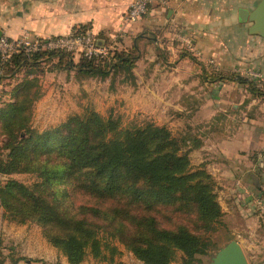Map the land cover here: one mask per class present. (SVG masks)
<instances>
[{"label":"trees","instance_id":"trees-1","mask_svg":"<svg viewBox=\"0 0 264 264\" xmlns=\"http://www.w3.org/2000/svg\"><path fill=\"white\" fill-rule=\"evenodd\" d=\"M73 33L83 35L87 29L80 27ZM43 58L57 59L61 71L78 69L79 77L102 81L122 74L126 81L134 80L138 61L113 49L104 58L81 55L79 64L63 52L19 53L0 60V69L15 74ZM218 78L247 86L254 95L262 93L246 77ZM30 88L31 82L22 84L17 103L0 109V115H7L1 130L9 150L6 159L0 153V176L39 178L32 187L14 180L0 186V205L12 221L41 226L69 264H82L90 256L111 262L120 255L117 242L144 264H173L179 254L183 264H201L212 248L219 250L209 236L223 217L215 182L205 170L191 169L189 155L200 142L193 140L187 151L190 141L174 137L165 127L124 128L119 120L105 119L94 110L39 133L24 125L29 122L24 115L29 112ZM75 193L90 203L63 206ZM1 258L0 251V264H4Z\"/></svg>","mask_w":264,"mask_h":264},{"label":"rangeland","instance_id":"rangeland-1","mask_svg":"<svg viewBox=\"0 0 264 264\" xmlns=\"http://www.w3.org/2000/svg\"><path fill=\"white\" fill-rule=\"evenodd\" d=\"M97 42L98 45L103 46L98 40ZM184 44L187 48L192 47L190 42ZM155 47L153 43L146 41L140 42L136 50L131 48L127 51L131 57H138L137 68L135 67L133 71L135 79L132 81H126L124 74L117 76L113 81L111 78L102 81L99 77H79L76 75L78 69L71 73L57 69V59L43 58L36 62L35 66L32 65L34 62H29L15 74L8 73V68H1L0 77L4 79L0 82V109L8 110L9 106L17 103L16 100L21 95V85L31 82L29 99H27L30 100L29 112L24 115L29 122H25L24 125L39 133L57 128L71 116H83L87 110H94L105 119L112 117L119 120L124 128L142 127L146 124L165 127L174 137L190 141L187 151L195 142H200L199 147L189 155L191 169L193 171L202 169L212 176L217 200L223 213L221 224L216 231L209 234L212 246L220 249L232 240H238L249 264H264V213L260 206V203H264V155L259 157L263 168H258L261 172H256L254 182L251 181L252 197L248 198V151L245 148L248 139V87L223 80V84L229 86L223 93L229 98L232 97L240 106V110L235 112L232 107L222 106L220 111L232 115L231 121L219 119L218 115L217 120L210 123L198 122L199 119L206 118L207 112L213 108L209 107L204 115L201 113L196 115V112H193L196 107H190L192 102L189 101V96L198 94L204 98L207 92L194 90L185 93L179 90H167L156 88L148 82L149 63L144 61L152 58L163 62L164 54L160 59L158 55L155 57ZM72 56L75 64L81 62L79 53ZM190 61L198 67L210 70L208 78L214 81L221 76L211 71L215 63L196 61L192 57ZM245 68L247 67L242 66L237 74L248 78V69ZM187 108L191 112L188 113ZM6 118L7 115H0L2 159H6L9 154V150L5 148L8 139L1 130ZM25 129L22 130V137H25ZM233 146L242 151L231 152ZM260 174L263 177V185L260 183L261 179H258ZM9 180L18 181L28 187L39 182V178L34 174L1 175L0 186ZM248 202H254L249 205L256 217L251 229L248 227V221L252 222L248 220ZM89 203L88 198L75 193L64 202L63 206L70 208L73 204L79 206ZM115 245L120 255L113 261L101 262L90 256L82 264H144L120 243L117 242ZM0 251L4 264H69L68 260L47 240L41 226L33 222L19 224L12 221L1 205ZM211 251L210 255L201 258V264L210 262L211 257L216 253L215 248ZM173 264H183L182 254L178 255Z\"/></svg>","mask_w":264,"mask_h":264},{"label":"crops","instance_id":"crops-1","mask_svg":"<svg viewBox=\"0 0 264 264\" xmlns=\"http://www.w3.org/2000/svg\"><path fill=\"white\" fill-rule=\"evenodd\" d=\"M261 1L185 0L166 9L153 7L140 22L128 24L127 13L133 0H0V30L2 36L10 40L27 34L48 39L66 37L76 29L86 27L87 33H91L101 45L121 52L148 41L156 46L155 57L158 55L160 59L164 54L162 63L152 58L144 61L149 63L147 80L151 85L185 93L203 90L207 92L204 98L198 94L189 96L190 107H196L193 110L196 115H204L209 107L213 108L198 122L210 123L217 120L218 115L219 119L231 121L232 115L220 111L222 106L232 107L235 112L240 110L236 101L223 93L229 86L223 84V80L208 78L210 70L194 65L190 59L215 63L211 71L222 78L236 75L242 66L247 67L248 72L256 71L264 76V37L251 34L254 23L240 19L241 10L252 13ZM187 42L192 44L191 48L185 46ZM248 79L262 90V96L248 90L245 148L248 151L250 198L251 181L254 182L256 172H261L258 168H263L259 157L264 155V77L261 80ZM186 110L191 112L188 108ZM230 151L239 153L242 150L233 146ZM258 179L263 185L262 174ZM253 203L248 202V220H252L248 221L250 229L256 219L249 205Z\"/></svg>","mask_w":264,"mask_h":264},{"label":"built area","instance_id":"built-area-1","mask_svg":"<svg viewBox=\"0 0 264 264\" xmlns=\"http://www.w3.org/2000/svg\"><path fill=\"white\" fill-rule=\"evenodd\" d=\"M183 1L185 0H133L126 21L128 24H136L145 18L153 7L166 9L172 4ZM41 52L79 53L87 59H92L107 57L110 48L98 45L97 39L91 33L83 35L72 33L66 37L48 39L33 38L28 34L17 40H10L3 36L0 38V60L3 62L14 54L25 53L31 56ZM248 77L261 80L264 76L260 72L249 71ZM263 204L260 203L262 213H264Z\"/></svg>","mask_w":264,"mask_h":264},{"label":"water","instance_id":"water-1","mask_svg":"<svg viewBox=\"0 0 264 264\" xmlns=\"http://www.w3.org/2000/svg\"><path fill=\"white\" fill-rule=\"evenodd\" d=\"M240 19L242 22H253L250 33L264 37V0L260 2L256 10L249 13L241 10ZM2 31L0 30V38ZM208 264H249L248 259L238 240H232L226 246L220 248Z\"/></svg>","mask_w":264,"mask_h":264}]
</instances>
